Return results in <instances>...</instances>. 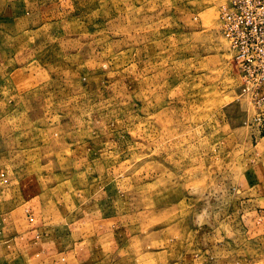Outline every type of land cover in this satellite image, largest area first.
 <instances>
[{
	"label": "rangeland",
	"instance_id": "rangeland-1",
	"mask_svg": "<svg viewBox=\"0 0 264 264\" xmlns=\"http://www.w3.org/2000/svg\"><path fill=\"white\" fill-rule=\"evenodd\" d=\"M227 1L0 0V264H264Z\"/></svg>",
	"mask_w": 264,
	"mask_h": 264
},
{
	"label": "built area",
	"instance_id": "built-area-1",
	"mask_svg": "<svg viewBox=\"0 0 264 264\" xmlns=\"http://www.w3.org/2000/svg\"><path fill=\"white\" fill-rule=\"evenodd\" d=\"M220 22L244 80L243 88L251 90L259 104L264 102V0H228L222 6Z\"/></svg>",
	"mask_w": 264,
	"mask_h": 264
},
{
	"label": "crops",
	"instance_id": "crops-1",
	"mask_svg": "<svg viewBox=\"0 0 264 264\" xmlns=\"http://www.w3.org/2000/svg\"><path fill=\"white\" fill-rule=\"evenodd\" d=\"M254 184H255V186H256L257 188L260 187L261 190H264V174H263L262 176H260V177H257V180L254 179ZM258 195H259V194H258ZM258 200H259V201H264V196H263V195L260 196V197L258 198Z\"/></svg>",
	"mask_w": 264,
	"mask_h": 264
}]
</instances>
